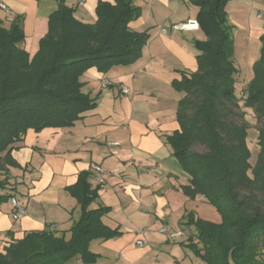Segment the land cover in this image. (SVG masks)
<instances>
[{
    "label": "trees",
    "instance_id": "1",
    "mask_svg": "<svg viewBox=\"0 0 264 264\" xmlns=\"http://www.w3.org/2000/svg\"><path fill=\"white\" fill-rule=\"evenodd\" d=\"M228 1L196 3V22L206 40L195 43L197 70L173 83L183 96L176 112L179 130L167 142L189 176L184 193L202 196L221 218L215 224L189 217L197 242L188 248L205 264H264V35L245 89L246 103L259 124V156L249 175L247 124L235 95L238 70L225 12ZM95 14L94 24L82 23L59 0L31 58L22 48L19 18L8 29L0 24V191L9 185V168H19L10 153L27 131L68 128L93 110L95 103L82 92L80 81L87 70L105 74L140 58L149 37L128 28L139 14L132 0L99 2ZM88 178L82 172L66 188L79 207L68 237L51 230L27 233L1 248L0 264H66L75 256L84 264L94 263L97 255L89 244L119 232L101 220L108 208H90L99 189ZM9 199L11 195L0 194V203Z\"/></svg>",
    "mask_w": 264,
    "mask_h": 264
},
{
    "label": "crops",
    "instance_id": "2",
    "mask_svg": "<svg viewBox=\"0 0 264 264\" xmlns=\"http://www.w3.org/2000/svg\"><path fill=\"white\" fill-rule=\"evenodd\" d=\"M62 1L73 10L74 18L85 24L95 23L99 2L113 3L84 0L82 6H75L69 0ZM198 1L132 0L139 14L128 28L149 37L140 58L129 66L112 67L105 74L96 68L87 70L80 81L82 92L95 103L93 110L68 128H45L38 133L29 130L16 144L10 154L19 168H9V185L0 194L17 199L25 215L13 221L10 199L0 203V250L30 232L51 230L68 237L79 217V207L66 188L80 173L88 172L90 185L99 189V197L90 208H108L101 220L119 232L114 238L89 244L90 252L97 255L92 264H205L188 248L197 242L189 217L215 224L221 218L202 196L190 198L184 193L189 176L167 142L179 130L176 112L183 96L173 83L197 70L195 43L206 40L199 28L175 31L172 26L196 21ZM58 3L0 0L9 11L0 7V24L8 29L12 19L19 18L25 37L22 48L30 58L47 33L48 18ZM225 12L232 31L245 28V36L248 31V53L252 41L248 38L259 41L258 57L248 59L251 80L264 35V0H229ZM233 60L236 63L234 49ZM104 79L110 81L108 86L102 84ZM121 88L128 93L123 94ZM93 164L105 172L101 185L93 179ZM163 224L169 226V233L159 232ZM178 231L183 236L169 235ZM137 240H143L144 246L138 247ZM66 264L84 263L75 256Z\"/></svg>",
    "mask_w": 264,
    "mask_h": 264
},
{
    "label": "rangeland",
    "instance_id": "3",
    "mask_svg": "<svg viewBox=\"0 0 264 264\" xmlns=\"http://www.w3.org/2000/svg\"><path fill=\"white\" fill-rule=\"evenodd\" d=\"M263 21L261 25L264 24ZM258 22L260 23V21ZM245 30L246 29L242 27H237L233 29L232 39L234 42L233 49L235 50V58H236V63L235 62L234 63L236 64V68L238 70V73L235 76V95L238 100L239 112L243 113L244 120L247 124L245 143L249 154L248 174L251 175L253 169L256 166L259 156V146L257 142L258 141L257 130L259 128V124L256 121V117L251 106L247 105L246 103L245 89L248 81L250 80V76H252V69H251L252 65L250 66L248 59L253 58L254 56L255 58L258 57L259 41L255 38H251V37L248 38V41L252 40L250 42V46H249L250 51L248 49L249 51L248 53L247 50L245 49V39L248 31H246V36H245L243 33ZM195 150L199 152L202 149L201 147H196Z\"/></svg>",
    "mask_w": 264,
    "mask_h": 264
},
{
    "label": "built area",
    "instance_id": "4",
    "mask_svg": "<svg viewBox=\"0 0 264 264\" xmlns=\"http://www.w3.org/2000/svg\"><path fill=\"white\" fill-rule=\"evenodd\" d=\"M72 2L73 5L75 6H82L83 5V1L84 0H69ZM0 7L1 9H3L4 11L6 12H9L7 7L3 4H0ZM261 16V15H259ZM198 28V24L196 21H192V20H188L184 23H180V24H176V25H173L172 26V30H175V31H191V30H195ZM102 84L104 86H108L110 84V81L108 79H104L102 81ZM121 91L123 94H127L128 93V90L126 88H121ZM111 146H117L116 143H111L110 144ZM90 171L91 173L93 174V179L94 181L101 185L104 183L105 179V172L100 168V166L96 165V164H93L90 166ZM10 203L12 205V208H13V211H12V219L13 221H17L20 217L24 216L25 215V210H24V207L22 206V204L15 198H11L10 199ZM169 226L166 225V224H163L161 226V229H160V233L161 234H166V233H169ZM171 237H178V236H183V232L181 231H178V232H174V233H170L169 234ZM144 241L143 240H137L136 241V245L138 247H143L144 246Z\"/></svg>",
    "mask_w": 264,
    "mask_h": 264
}]
</instances>
